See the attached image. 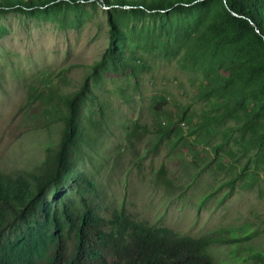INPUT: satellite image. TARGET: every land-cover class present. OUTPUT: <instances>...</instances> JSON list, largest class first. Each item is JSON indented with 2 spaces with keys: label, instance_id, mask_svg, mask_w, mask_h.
<instances>
[{
  "label": "trees",
  "instance_id": "trees-1",
  "mask_svg": "<svg viewBox=\"0 0 264 264\" xmlns=\"http://www.w3.org/2000/svg\"><path fill=\"white\" fill-rule=\"evenodd\" d=\"M81 4L107 8L108 44L79 88L59 96L52 109L42 100L45 118L53 111L61 127L57 146L47 150L39 169L0 170V264H216L208 253L212 245L251 236L179 235L136 222L123 209L110 218L95 213L88 201L91 177L81 164L101 133L104 114L89 80L99 84L109 73L137 81L155 62L197 74L196 96L213 100L222 114L202 115L197 134H220L215 151L232 143L239 154L227 152L244 158L229 186L250 165L261 169L264 180V0H0V13L63 17ZM145 15L150 21H141ZM160 101L165 97L154 96L155 104ZM95 104L98 121L90 108ZM168 120L156 122L154 145L185 146L190 131ZM176 121H182L179 113ZM241 260L264 264V252Z\"/></svg>",
  "mask_w": 264,
  "mask_h": 264
},
{
  "label": "rangeland",
  "instance_id": "rangeland-1",
  "mask_svg": "<svg viewBox=\"0 0 264 264\" xmlns=\"http://www.w3.org/2000/svg\"><path fill=\"white\" fill-rule=\"evenodd\" d=\"M107 14L100 4H81L63 17L49 11L0 13V170L35 172L47 150L57 146L61 126L52 120L53 111L45 118L42 100L52 109L59 96L79 88L107 47ZM198 79L174 63L155 62L137 81L109 73L99 84L89 80L104 117L81 164L91 177L88 201L99 216L123 209L136 222L179 235H250L248 241L208 249L216 264H244V256L264 252L263 175L250 165L229 186L244 158L227 152L239 154L232 143L216 152L220 134H197L202 115L222 116L213 100L196 96ZM156 95L165 101L155 104ZM90 108L98 121L97 105ZM178 113L182 121H176ZM168 119L190 131L185 146L154 145L156 122Z\"/></svg>",
  "mask_w": 264,
  "mask_h": 264
}]
</instances>
